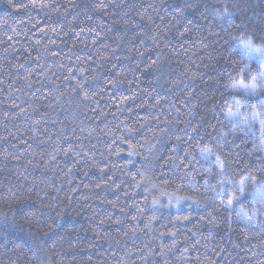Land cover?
Segmentation results:
<instances>
[{"label": "trees", "instance_id": "trees-1", "mask_svg": "<svg viewBox=\"0 0 264 264\" xmlns=\"http://www.w3.org/2000/svg\"><path fill=\"white\" fill-rule=\"evenodd\" d=\"M237 38L264 0H0V264H264Z\"/></svg>", "mask_w": 264, "mask_h": 264}, {"label": "rangeland", "instance_id": "rangeland-1", "mask_svg": "<svg viewBox=\"0 0 264 264\" xmlns=\"http://www.w3.org/2000/svg\"><path fill=\"white\" fill-rule=\"evenodd\" d=\"M233 47L237 49L246 59L247 63H254L258 70L251 74L248 82L238 79L235 86L236 90L243 91L246 94H255L264 91V50L258 46H255L246 38H237L234 39ZM236 108L234 111L228 113L230 119L235 120L237 123L241 124L250 132H253L261 138L260 148L264 150V128L262 126L261 120L255 113L251 114L249 117L245 118L244 116H239ZM250 181L240 182L236 185V188L240 190L241 196L249 195L255 201V205H264V189L260 190L254 188H247V185ZM253 214L249 213L248 216L244 213L243 217H240L241 220L249 222ZM242 216V214H241ZM246 219V220H245Z\"/></svg>", "mask_w": 264, "mask_h": 264}]
</instances>
